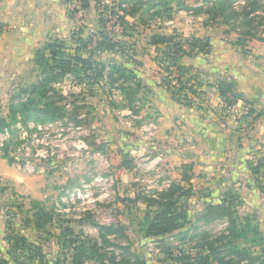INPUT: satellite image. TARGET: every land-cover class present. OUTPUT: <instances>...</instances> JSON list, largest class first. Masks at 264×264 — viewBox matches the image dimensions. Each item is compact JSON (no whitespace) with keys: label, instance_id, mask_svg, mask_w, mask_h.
<instances>
[{"label":"crops","instance_id":"1","mask_svg":"<svg viewBox=\"0 0 264 264\" xmlns=\"http://www.w3.org/2000/svg\"><path fill=\"white\" fill-rule=\"evenodd\" d=\"M168 1L172 7L169 26L149 33L146 40L133 42L131 58L106 50L94 53V60L121 65L131 71L133 79L124 84L127 88L119 91L111 104L106 95L92 102V114L97 115L95 119L103 130H112V124L121 130V144L134 146L132 152L137 159L149 162L155 181L160 182L153 186L167 189L172 182L191 185L195 194L206 192L201 199L203 209L232 191L241 200L239 215L246 216V212L241 215L246 205L264 208L263 195L248 167L249 162L264 155V56L254 50L251 54L255 56H237L230 44L213 37L210 26L203 23L205 14L186 10L187 6L173 8L179 0ZM198 6L203 3L193 5ZM85 11L87 28L79 33L82 39L100 28L95 0H89ZM73 27L74 17L66 0H0V115L7 121L11 97L39 80L36 52L47 42H73ZM175 31L182 37L208 38L211 45L207 54L178 60L180 65L195 69L200 80L201 93L192 105L180 103L163 88L157 61L151 54L156 47L150 43L152 35H171ZM81 54L88 56L87 51ZM220 78L233 82L243 100L260 114L251 128L236 124L225 113L216 88ZM108 135L101 141L107 146ZM185 171L190 175L187 182L182 180ZM128 172L121 166L124 177L128 178ZM34 182L0 157V259L6 264H15L10 254L9 226L15 234L40 246L45 254L49 252L40 240L41 233L34 228L31 214L23 219L15 211L19 203L24 205L28 197L35 199L44 191ZM251 213L260 226L259 215L254 210Z\"/></svg>","mask_w":264,"mask_h":264},{"label":"rangeland","instance_id":"2","mask_svg":"<svg viewBox=\"0 0 264 264\" xmlns=\"http://www.w3.org/2000/svg\"><path fill=\"white\" fill-rule=\"evenodd\" d=\"M231 1L234 10L240 13L238 17H230L224 12L229 18L225 21L224 15L217 13L211 18L206 15L203 23L210 26L217 41L230 44L236 50L233 53L239 54L237 56H255V53L251 54L253 50L264 56V0L259 1L262 4L259 8L253 0ZM197 3L206 7L211 4H206L207 0H179L173 3V8H192ZM66 4L74 17L75 39L87 28V13L79 11L67 0ZM151 4L152 0H101L99 8L103 17L108 20L110 15L118 22L121 32L114 38L126 42L128 56L134 55L131 52L133 42L136 44L135 41L142 38L146 40L149 33L169 26L167 17L171 11L167 8L152 10L154 7H150ZM129 11L134 13V18L126 14ZM247 11L250 14L245 17ZM119 16H124L132 25L121 23ZM112 24L113 20L108 22V29L105 25L109 35ZM123 31L126 32L124 36ZM176 34L181 33L177 31ZM65 43L68 52H72L75 42ZM161 48L155 47L151 53L156 61ZM117 78L108 80L107 77L100 80L98 86L67 74L50 78L46 85L51 88L48 94L55 97L52 89L61 94L66 115L56 123L42 124L40 129L31 118L18 116L17 121L10 122L7 127L8 134H3L0 139V157L5 158L19 173L33 179L35 185H41V190L44 189L35 199L28 197L29 201L26 199L24 205L19 203L15 206V211L26 219L37 204L46 209L49 216L45 229L39 233L40 240L49 249L47 256L51 264H72L70 244L78 247L75 252L81 253L78 258L80 264H137L135 256H140L144 264H177L169 254H179L180 250L204 251L201 250L204 237L212 241L228 232L227 218L204 217L206 210L201 199L206 197V192H198L185 201L189 222L182 229L163 236L143 234L145 227L142 220L147 200L158 197L165 187L159 189L153 186L160 182L155 181L149 162L137 159L132 152L134 146L121 144V130L113 124L112 130H103L95 119L97 115L92 114L91 103L97 98L106 95L110 104L117 100L118 92L121 93L118 89L121 88V77L117 75ZM107 134L110 140L108 146L101 143ZM129 160L128 173L131 174L126 178L121 173V164ZM260 180L264 181V173ZM246 206L241 215L246 212L248 216H254L251 213L254 210L260 217L259 229L264 238V208ZM66 228L71 232H66ZM61 232L66 234L60 237ZM236 244L250 250L255 256L253 264H264L261 246L244 240H238ZM214 246H220V242L215 241ZM205 251L208 252L207 249ZM224 259L236 260L232 256H224ZM211 264L222 263L211 255Z\"/></svg>","mask_w":264,"mask_h":264},{"label":"trees","instance_id":"3","mask_svg":"<svg viewBox=\"0 0 264 264\" xmlns=\"http://www.w3.org/2000/svg\"><path fill=\"white\" fill-rule=\"evenodd\" d=\"M96 8L99 14L100 29L94 34H90L87 39H82L79 35L74 39L75 47L73 52H68L64 42L51 41L47 42L45 46L38 50L35 54V63L39 67V80L31 86L30 89L20 88L11 97L9 103V117L8 121L0 115V131H3L10 122L17 121L20 116L23 119L31 118L36 123H50L62 119L67 111L64 98L55 90H51L54 98L49 96L50 87L47 86V81L52 77L69 74L74 76L77 80H88L92 83H98L108 77V80H117V75L121 77V88L124 91L127 87L124 85L127 81L133 79L131 71L117 64H105L103 62L93 59L96 51L106 50L114 53H119L125 57L131 58L127 55L126 42L110 37L106 33L105 25L106 19L103 17V12L100 10L101 0H95ZM260 0H253L257 7H261ZM89 0L82 1V8L85 10ZM210 6H198L192 8H185L195 13H203L208 17L217 16V13L227 12L230 17H238L240 13L234 10L231 0H207ZM258 3V4H257ZM150 7L153 9L167 8L172 10L170 4L166 0H152ZM159 7V8H157ZM127 15H134L132 11L126 13ZM250 11L245 12L247 17ZM224 15V14H223ZM120 22L129 24L124 16L118 17ZM170 18V13L167 19ZM225 21L229 18L224 15ZM132 25V24H129ZM123 36L126 32L123 31ZM74 37V36H73ZM150 43L156 47H162L160 56L157 58V65L162 70H166L169 64L176 65L178 72L183 74H190L193 79H198L197 71L191 67H185L178 63V60L183 56H194L197 54H207L210 50V42L208 38H197L194 36L182 37L178 34L171 35H157L154 34L150 38ZM91 48V49H90ZM81 51H87L88 56L83 57ZM196 87L188 85L187 82L177 81L176 85H170V80L167 76L162 75L161 85L165 88L171 96L177 101L185 105H192V96H199L201 91L200 80L196 81ZM43 85V86H41ZM41 86V88H40ZM217 92L224 105H230L236 99L242 98L240 92L237 91L233 82L220 78L216 82ZM243 99V98H242ZM250 119L246 120V127L251 126L252 123L259 117V113H255L254 109L249 110ZM126 157V153H122ZM130 160L123 162L122 167L128 169ZM249 170L254 176L255 184L260 190L264 198V181L260 180L261 174L264 173V155L260 156L256 161L248 163ZM187 169V166H185ZM262 170V171H261ZM190 175L184 172L182 180L187 182ZM193 195L192 186H184L178 182H172L165 191L160 192V195L151 198L144 210L142 224H144L145 236H163L175 230L182 229L188 222V212L185 206V201ZM241 204L240 198L232 191L225 192L217 202H209L206 207L204 217L211 219L212 217H225L229 222L226 234H221L212 241L203 238L205 242L201 245V250L196 249L195 252H186L180 250L179 254H169L173 262L177 264H211V255L218 258L222 264H253L255 256L246 247H241L236 244L238 240H244L249 243L261 246L264 251V238L261 235L259 225L254 216H240L238 214V207ZM150 205H154L153 207ZM49 216L48 212L43 206H37L31 214L34 222V228L37 231H43L46 225V219ZM66 232H71L69 228ZM61 232V236L66 234ZM252 235V236H250ZM9 241L10 254L15 264H51L47 254L42 248L33 242L27 240L23 235L15 234L9 226ZM219 241L220 246L215 247L214 242ZM205 243V244H204ZM93 247V246H91ZM72 264H80L79 256L81 253L75 252L78 247L70 244ZM207 249L208 252L205 251ZM264 253V252H263ZM223 255V257H218ZM225 257H234L236 260H225ZM134 260L137 264H144L140 256H135ZM0 264H6L4 259H0ZM263 264V262H259Z\"/></svg>","mask_w":264,"mask_h":264},{"label":"built area","instance_id":"4","mask_svg":"<svg viewBox=\"0 0 264 264\" xmlns=\"http://www.w3.org/2000/svg\"><path fill=\"white\" fill-rule=\"evenodd\" d=\"M68 2H71L74 4L75 8H77L79 11H85L81 4L83 0H67ZM111 20H113V24L111 25V29H110V37H115L117 34H120L121 30L118 28V22H116V19L114 17H110V15L108 16V20L106 21V29H108V22H110ZM169 64L167 66L166 70H162L161 68H159V71H161V73L164 76H167L168 79L170 80V85H176L177 86V81H181V82H187L188 85H193L194 87H196V81L199 80V78L193 79L190 77V74H183L181 72H178L176 65L173 63H167ZM198 96H192V100H196ZM223 109L225 110V113L231 118V120H233L236 124H243L246 126V120L250 119V115H249V110L252 108V106L250 105V103H248L247 101L243 100L242 98H238L235 100L234 103L230 104V105H224L222 103ZM59 120L55 121V122H50V124L56 123ZM45 124V123H37V128L40 129L41 125ZM3 134H8V128H5L3 131L0 132V139L2 137Z\"/></svg>","mask_w":264,"mask_h":264}]
</instances>
